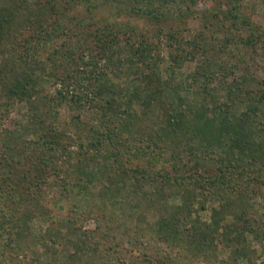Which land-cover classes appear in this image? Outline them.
I'll return each instance as SVG.
<instances>
[{"label":"trees","instance_id":"1","mask_svg":"<svg viewBox=\"0 0 264 264\" xmlns=\"http://www.w3.org/2000/svg\"><path fill=\"white\" fill-rule=\"evenodd\" d=\"M85 1L91 2V0ZM195 1L123 0L122 2L125 5L133 2L131 10L139 18L158 22L162 18H168L167 14L160 12L161 9L188 4L186 10H189V5L194 4ZM238 8L239 5L233 6L234 11L228 10L227 15L241 18ZM14 16L12 10L0 9V46L7 35L6 32H10ZM243 23L247 25L246 20H243ZM63 28L64 25L60 23L59 27L53 30L52 35L58 36ZM128 29L130 27L126 25L121 26L119 30L108 26H97L96 30L89 34V37L94 38L92 45L104 56L113 58V61L109 60L108 63L114 64L116 72L132 73L134 81L138 84L134 87L130 86L132 87L130 89L134 90L133 94L126 97L127 101H123L124 94L121 95L122 91L118 90L119 87L110 81L106 70L100 69L95 57L86 66L91 68L90 71L80 70L81 76L77 84L87 85L83 89H86L87 94H92L90 104L99 111L100 123L104 129H94L91 132L88 149L80 145L81 152L76 156L77 159L73 158V152L68 153L64 148L61 151L56 144L51 147V142L49 143L48 140L29 141L25 136L33 133L31 122L22 125L21 129L4 130L2 142L8 177L0 185V264H12L17 254L26 252L29 248L23 240L27 238L29 232V221L35 216L38 217V206L33 201L36 196L35 188H40L41 178L44 175L41 170L32 169L29 165L41 163L44 170L48 169L52 176H62L65 189L74 190L81 197L87 191L88 185L74 183V179L70 181L69 176L72 177L75 173L80 178L88 176L87 181L91 182V177L95 176L96 172L87 174L86 168L91 164L98 166L101 159L114 161L107 182L98 193L105 208H108V205L117 208L120 204L116 198L124 191L139 193L145 192V188H153L155 191L157 189V197L165 201L164 189L173 187L174 190L176 189L175 193L181 195L180 203L171 208L169 215L159 220L155 238L157 244L164 243L175 250V258H167L155 250L153 255L144 254L142 259L137 256L135 260L126 261L123 259V253L116 246L109 245L104 247L106 249L102 248L97 235L84 232L77 226V219L74 220L70 216L65 224L67 229L65 235L57 228L53 229L49 226L42 237L44 242L42 253L33 254L32 262L29 264L215 262L219 260L218 241L230 250L229 264H239L242 260L247 264H254L251 260L253 252L248 248L247 234H254L256 238L259 235L252 224L248 196L243 186L246 182L264 184V93L257 96L260 106L240 111L237 104L242 101H237L238 98L243 95H247L248 99L256 98L253 96V91L244 90L245 85L253 80L250 76L244 75L227 83L225 100L217 99L211 93L214 98L211 103L201 99L199 95L191 100L180 97L178 95L180 87L172 85V80L161 78L158 68L160 56L153 54L154 46L143 40L136 46L132 44L131 47H123L120 36ZM256 41L261 39L251 32L245 44H254ZM230 44L229 40L224 41L220 49L225 50ZM192 45L193 48L198 46L194 42ZM51 54H54L49 57L52 66L67 64L70 56L69 51L63 52L61 49L54 50ZM183 56H174L172 60L178 65L182 62ZM20 57L25 58V61L31 59V64L36 60L29 53ZM115 57L117 62L114 61ZM218 68L228 70L231 74L236 70L224 68L213 62L208 67L198 70L196 74L211 77ZM41 70L43 72L40 75L41 80L54 77V73L47 67L43 66ZM3 76L0 72V81L3 80ZM6 80L9 82L4 91L8 100L31 102L35 84L33 79L23 75L22 79L15 77L12 79L9 76ZM224 80L226 82L227 78ZM165 89L173 90V94L178 96L175 107L164 102ZM140 90L147 92L148 97L141 98ZM59 95L62 96V93L60 92ZM85 98L87 96L83 97L81 93H73L71 102L83 108ZM134 100L144 110L141 117L147 116L146 109L151 107L157 109L156 118L161 121L158 131L143 134L145 120L133 111ZM137 127L138 134L134 132ZM91 150L95 154H92ZM38 151L41 155L37 156ZM169 152L171 158L184 160L189 158L186 164L190 163L191 167L183 164L185 169L182 170L179 166V168L174 166L172 170L152 171L150 168L144 170L139 167H126L123 162L129 155V157H138V160L159 161ZM26 159H29L26 164L30 168L27 171L22 169L16 171V165L22 163L20 160L24 162ZM10 175L13 176L11 180H9ZM210 201L218 205L212 207L210 221L205 222L199 214L207 210V203ZM15 203L21 206L19 210L22 212L21 216L17 212L14 215L10 214L9 207ZM194 214L197 217L193 219ZM39 217L42 218L40 213ZM107 237V235L103 237V244L106 243ZM5 238L6 242L3 241ZM10 250H13L11 259L7 257Z\"/></svg>","mask_w":264,"mask_h":264},{"label":"rangeland","instance_id":"2","mask_svg":"<svg viewBox=\"0 0 264 264\" xmlns=\"http://www.w3.org/2000/svg\"><path fill=\"white\" fill-rule=\"evenodd\" d=\"M122 1L91 0L88 3L85 0H0V9L7 8L15 14L10 32H6L7 35L0 46V72L4 75L3 80L0 81V185L8 177L2 142L4 130L21 129L22 125L31 122L33 133L25 136L29 141L48 140L49 143L51 142V147L56 144L61 151L64 148L68 153L73 152V158L77 159L76 156L81 152L80 145L88 149L91 132L94 129H104L100 123L99 111L90 104L92 94H87L86 89H83L87 85L77 84L81 76L80 70L86 72L91 70L86 66L93 57L100 69L106 70L110 81L122 91L121 95L122 93L125 95L123 101H127L126 97L133 94L134 90L130 89L132 88L130 86L134 87L138 84L134 81V75L117 73L114 64L108 63L113 61V58L104 56L92 45L94 38L89 37V34L94 32L97 26H108L115 30L125 25L130 27L120 36L123 47H131L132 44L136 46L139 42L147 40L154 46L153 54L160 56L158 68L161 78L172 80V85L180 87L178 94L180 97L191 100L199 95L201 99L211 103L214 99L211 93L215 98L225 100L227 83L232 82L236 77L248 75L253 80L245 85L244 90L253 91V96L256 98L248 99L247 95H243L237 99L242 101L237 107L243 111L260 106L257 96L264 93V0H196L194 4L189 5V10H186L188 4L161 9L160 12L167 14L168 18H162L158 22L139 18L131 10L133 2L127 4L129 6L127 7ZM235 5H239L238 11L241 13L239 19L227 15L228 10H233ZM243 20H246L247 25ZM60 23L70 30L67 32L63 28L58 36L52 35L53 30L59 27ZM131 28L134 30L132 31ZM65 32L67 34H64ZM251 32L261 41L245 44ZM227 40L231 44L225 50L220 49ZM193 42L198 46L193 48ZM60 49L63 52H70L67 64L52 66L49 57L54 55L51 54L54 50ZM28 53L36 58L34 64L30 63L31 59L25 61V58L20 57ZM177 55H184L178 65L172 60V57ZM114 61L117 62L116 57ZM213 62L224 68L236 70L231 74L228 70L218 68L220 71L214 70L211 77L196 74L198 70L208 67ZM43 66L54 73L52 79H40ZM23 75L35 81L31 102L8 100L4 91L9 82L5 81L6 77L22 79ZM225 78H227L226 82ZM60 92L67 98L63 99L59 95ZM73 93L87 96L83 108L71 102ZM173 93V90L165 89L163 100L175 107L178 96ZM140 96L145 99L148 93L140 90ZM132 109L142 120H145L143 134L158 131L161 121L156 118L155 107L145 110L146 117H141L144 110L138 106V102L132 104ZM134 132L138 134V127ZM92 151L91 153L95 154ZM165 153L167 154V151ZM170 154L171 152L159 161L138 160V157H129V155L123 162L126 167H139L144 170L150 168L152 171L172 170L174 166H179L182 170L185 169L183 164L191 167L190 163L186 164L189 158L175 159L169 157ZM38 155H41L40 151L37 152ZM20 161L22 163L16 165V171L21 169L27 171L31 167L38 168L44 173L40 188H35L36 196L33 201L38 206V217L40 213L42 218L35 216L29 221V232L27 238L23 240L29 248L26 252L17 254L12 264H29L32 262L33 254L42 253L44 245L42 237L49 226L53 229L57 228L65 235L67 233L65 224L70 216L74 220L77 219V226L84 232L91 235L95 233L102 248L109 245L116 246L123 253V259L126 261L135 260L137 256L142 259L144 254L153 255L155 250L167 258H175V250L164 243L155 242L159 220L169 215L171 208L181 201V195L175 193L176 189L174 190L173 187L164 189L165 201L157 197V189L155 191L153 188H145V192L139 193L124 191L116 198L120 204L117 208H112L111 205L105 208L98 193L107 182L113 160L101 159L98 166L91 164L86 168L87 174L96 172L95 176L91 177V182L87 181L88 176L80 178L76 173L72 177L69 176L70 181L74 179V183L88 185L87 191L81 197L76 191L65 189L62 176H52L48 169L44 170L41 163L30 164L29 167L26 164L29 159ZM35 173L38 174L37 171ZM10 176L9 180L13 178ZM243 189L248 196L252 224L259 235L256 238L254 234H247L248 248L253 252L251 260L254 264H264V184L246 182ZM19 205V203L11 204L10 214L14 215L17 212L21 216ZM217 205L216 202H208L207 210L199 214L201 219L209 222L212 207ZM196 217L197 215L194 214L193 219ZM229 219L232 220L231 217ZM105 235L108 237L103 244L102 239ZM3 241L6 242L7 239ZM217 244L218 261L192 262V264H229L230 250L220 241ZM12 252L13 250H10L7 253L10 259ZM176 264L181 262L177 261ZM186 264L191 263L186 261ZM239 264H247V262L242 260Z\"/></svg>","mask_w":264,"mask_h":264}]
</instances>
